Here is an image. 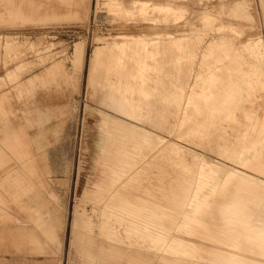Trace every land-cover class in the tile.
<instances>
[{
    "label": "rangeland",
    "instance_id": "374dc122",
    "mask_svg": "<svg viewBox=\"0 0 264 264\" xmlns=\"http://www.w3.org/2000/svg\"><path fill=\"white\" fill-rule=\"evenodd\" d=\"M89 5L87 19L0 23V78L18 64L22 74L9 76L0 95L9 91L6 106L13 110V126L24 127L32 139L43 135L44 148L37 150L32 143V149L44 157L38 169L47 184L45 200L62 221L56 240L40 233L45 246L39 252L27 243L15 246V220L0 224V232L6 229L0 233V264H79L77 248L71 245L75 205L85 209L84 227L91 228L88 210L93 206L96 211L104 208L106 219L113 220L110 195L129 209L123 218L145 219L143 208L148 213L154 204L143 203L144 197L155 199L156 181L164 178L165 164L172 163L157 156L159 152H179L181 164L187 163L188 153L196 154L195 164L201 167L191 179L198 181L199 196L214 194L237 168L263 164L264 128L256 122L260 107L254 105L264 103V0H90ZM79 42L83 57L75 52ZM103 46L109 50L95 55ZM58 60L71 75L63 84L72 87L82 77L83 92L67 103L62 121L39 126L38 116L28 119L25 113L32 98H18L14 82L20 77L26 81ZM99 91L114 97L118 106L119 98L128 100L133 121L104 107ZM114 116L126 120L121 128ZM254 135L257 141L246 147ZM138 152L142 155H128ZM97 159L108 161L109 168L102 170ZM129 164L141 167L127 172ZM19 165L13 160L10 167ZM137 173L139 188L130 179ZM146 181L155 182L154 187L143 188ZM7 205L31 227L26 211L13 202ZM143 223L144 229L157 227ZM105 262L101 253L100 263Z\"/></svg>",
    "mask_w": 264,
    "mask_h": 264
},
{
    "label": "crops",
    "instance_id": "0c3cea01",
    "mask_svg": "<svg viewBox=\"0 0 264 264\" xmlns=\"http://www.w3.org/2000/svg\"><path fill=\"white\" fill-rule=\"evenodd\" d=\"M89 3L90 0H0V23L15 25L87 19ZM19 66L8 72L6 78H0V87L10 82L9 76L22 77ZM84 66L85 58L82 68ZM21 77L14 82L15 95L21 98L26 94L32 98L25 113L28 119L30 115L38 116L39 126L47 121H62L67 103L83 92L82 77L72 87L63 84L71 79V75L64 71L60 60L29 76L26 81ZM54 83L56 86H52ZM99 92L104 107L110 106L120 112L119 116L122 113L124 118L133 121V106L128 100L119 98L121 105L118 106L114 97H104L103 91ZM9 99V91L0 95V171L3 172L0 175V224L5 226L9 220H15L19 227L12 242L18 249L27 243L32 245L33 251L39 252L45 246L40 233L56 240L62 221L57 210L45 200L47 184L44 174L38 169L39 161L44 157L32 149V143L37 150L44 148L43 135L32 139L24 127L18 129L10 123V114L14 113L6 106ZM263 104L259 102L254 107H262ZM256 138L254 135L251 146L244 145L252 147ZM258 141L262 140L259 138ZM167 151L169 155L157 154L172 163L165 164L162 169L164 178L156 181L155 199L144 197L147 201L143 203L154 204L148 213L144 214L143 208L146 220L141 218L139 222H130L125 218L119 222L115 218L106 219L104 208L96 211L94 206L91 212L88 210L91 228L83 225L74 228L72 218L71 245L77 248L79 264H101V253L107 264H264V166L237 168V178L222 183L214 194L199 196L196 191L198 181L191 179L201 167L195 164L196 154L188 153L187 163L181 164L179 152ZM13 160L20 165L10 167ZM140 167L129 164L125 170L131 172ZM154 185L155 182H142L143 188H153ZM108 198L110 200L111 195ZM101 200L100 203H104L106 199ZM8 202L28 213L31 227L8 211ZM131 202L136 203L133 199ZM144 221L155 223L156 229H144ZM4 231L6 229L3 228L0 233ZM5 239L4 236L2 240ZM186 250L188 253L183 254Z\"/></svg>",
    "mask_w": 264,
    "mask_h": 264
},
{
    "label": "bare ground",
    "instance_id": "6f19581e",
    "mask_svg": "<svg viewBox=\"0 0 264 264\" xmlns=\"http://www.w3.org/2000/svg\"><path fill=\"white\" fill-rule=\"evenodd\" d=\"M82 42H79L76 46H75V52H76V54H78L79 56H81V57H83L84 56V53H83V46H82V44H81ZM113 47H115V46H113ZM109 50V48H108V46H103L102 48H97V50H96V52H95V55H103V54H105L107 51ZM256 54H262V51L261 50H258L257 52H255ZM250 61H251V63L252 64H254L255 63V59H250ZM262 66H263V64H262ZM260 69H261V66H260ZM263 69V68H262ZM241 72L245 75V73H246V75H247V78H249V75H248V70H245V69H242L241 70ZM248 81L250 82V80L248 79ZM262 82H263V85H264V80H262ZM263 88H264V86H263ZM263 97V93H260L259 94V96H258V98H262ZM122 109V108H121ZM246 109V107H244V106H242V112H244V110ZM262 110V111H261ZM250 111L251 110H248V112H249V114H250ZM123 112V111H122ZM113 115V114H112ZM114 118H117V126L119 127V128H121L124 124H125V121L126 120H124L123 119V117H119V116H114ZM256 122L260 125V126H262L263 128H264V108H262V107H260V111L258 112V114H257V116H256ZM107 134H108V130H107ZM116 141H119V138H118V140H116ZM120 142V141H119ZM117 152V151H116ZM114 154H116V153H114ZM263 157H264V153H263ZM109 159H110V157H109ZM113 161H114V158L112 159ZM261 161V163H263L262 164V166H264V159H262V160H260ZM116 162V161H115ZM97 163L98 164H101V168H102V170H106L107 168H109V163H108V161L107 162H102V160H100V159H97ZM260 163V164H261ZM95 165V164H94ZM100 166V165H99ZM251 166H254V162H252L251 163ZM97 170V169H96ZM231 177H232V179H235V178H237L238 177V174H237V172L236 173H233L232 175H231ZM130 179H132L133 180V182H134V184L139 188L140 187V182H141V176H140V174L139 173H137V174H134V176H132ZM128 184V183H127ZM130 185V184H129ZM149 189V188H148ZM113 198V199H112ZM112 204L111 205H113L114 206V208L116 209V212H114V213H109L110 214V216L112 217H114L115 219H117L119 222H121L123 219H125V218H123L122 217V214H125V215H127L128 213H130L129 212V209L126 207V206H122V207H120V205H118V204H116V202H115V195H113V197L111 196V199L109 200ZM84 214H85V209H83V206H81V209H80V207H79V205H75L74 206V209H73V226L74 227H76V225H81V223L83 222V216H84ZM136 218L135 219H133V220H137V219H140V217H139V215H134ZM113 218V219H114ZM132 222V221H131ZM138 222V221H137ZM138 229H139V227H138Z\"/></svg>",
    "mask_w": 264,
    "mask_h": 264
}]
</instances>
